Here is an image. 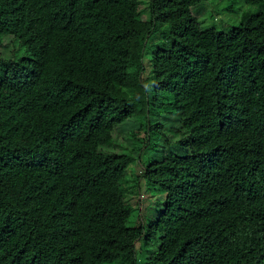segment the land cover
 Masks as SVG:
<instances>
[{
	"label": "trees",
	"instance_id": "1",
	"mask_svg": "<svg viewBox=\"0 0 264 264\" xmlns=\"http://www.w3.org/2000/svg\"><path fill=\"white\" fill-rule=\"evenodd\" d=\"M248 1L258 8L228 31L185 20L181 41H146L141 101L116 94L112 70L139 0H0V35L22 51L0 58V264H264V0ZM172 71L188 81L184 111ZM132 117L133 140L176 151L139 178L166 210L202 219L163 263L149 261L156 222L133 224L126 189L100 182L141 150L113 137Z\"/></svg>",
	"mask_w": 264,
	"mask_h": 264
},
{
	"label": "rangeland",
	"instance_id": "2",
	"mask_svg": "<svg viewBox=\"0 0 264 264\" xmlns=\"http://www.w3.org/2000/svg\"><path fill=\"white\" fill-rule=\"evenodd\" d=\"M213 3V1H209L204 5H199L196 0H139V16L134 20L123 19L117 29V48L112 61V70L116 79V94L119 96L129 94L141 101L146 100L142 84V78H145L149 65L145 58L146 41L163 40L169 44L181 41L183 39L181 31L185 20L196 21L201 29L214 27L219 31H228L230 27L240 23L244 13L258 8L248 0H236L233 3L221 0L217 4ZM149 31L152 32L149 34L150 39H148ZM136 37L137 41H135ZM14 54L20 56L22 51L16 47L11 36L0 35V58L9 59L14 57ZM172 80L176 91L178 110L184 111L187 107L185 97L188 86L187 78L183 72L172 71ZM142 120L140 124H142ZM154 121L160 125L169 123L176 126L178 124L176 120L165 115L154 118ZM138 122L137 118L132 117L114 129L113 137L119 140L122 151L125 152L124 148L127 146L132 148V144L141 145L138 138L147 136L145 131H141L137 139H132V132L138 126ZM157 138L160 139L159 136ZM140 147L141 150L137 153H132L131 149L133 160L126 172H107L101 176L100 182L105 188L126 189L125 192L131 197L130 204L134 208L130 216L133 224L143 223L147 220L156 222L157 233L160 231L164 236L161 246L156 253L151 254L149 261L163 263L170 259L175 252V240L180 230L201 225L202 219L166 210L165 195L146 184L144 179L139 178L142 170L141 164L161 160L176 154V151L159 145L156 139ZM123 178L125 181L121 183ZM172 196L174 195L172 194ZM184 200L188 203H198V200L195 199L184 198ZM156 245L157 241L152 239L149 249L156 248ZM137 249H140L138 244ZM142 260V257H138V263H141Z\"/></svg>",
	"mask_w": 264,
	"mask_h": 264
}]
</instances>
